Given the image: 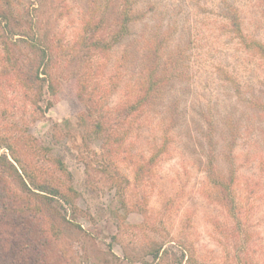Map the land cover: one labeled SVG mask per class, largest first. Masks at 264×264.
<instances>
[{"label": "rangeland", "instance_id": "obj_1", "mask_svg": "<svg viewBox=\"0 0 264 264\" xmlns=\"http://www.w3.org/2000/svg\"><path fill=\"white\" fill-rule=\"evenodd\" d=\"M132 1L115 43L122 0H0V157L81 230L18 217L46 264H264V0Z\"/></svg>", "mask_w": 264, "mask_h": 264}, {"label": "trees", "instance_id": "obj_2", "mask_svg": "<svg viewBox=\"0 0 264 264\" xmlns=\"http://www.w3.org/2000/svg\"><path fill=\"white\" fill-rule=\"evenodd\" d=\"M111 1V0H110ZM117 1L113 2V5L116 6ZM133 1L132 0H122L121 6H123L124 13H123V22L122 27L120 31H118L115 35H113V41L116 43L121 38V34L127 33L128 31V24H130L133 21L132 18V7ZM2 15H0V18ZM234 26L236 29H240L239 24L234 21ZM90 22L85 24L86 31L90 28ZM89 27V28H88ZM97 29V27L95 28ZM11 43L9 42H3L2 47L3 50L7 53V58L11 60L10 54H11ZM256 49L259 50V52L262 54L261 56L264 58V46L261 43H255L253 44ZM95 47H101V42H96L94 45ZM31 52L33 51L34 54L37 55L38 59L40 60L41 53L40 49H38L35 45H30ZM250 47V44L248 45V48ZM6 58V59H7ZM11 62V61H9ZM35 66H32L34 68ZM39 67L38 65L36 69V78L38 79V73H39ZM160 81V82H159ZM161 80L157 79V90L158 86H162ZM152 91H148L142 99L139 101V104L144 105L148 100H150V97L152 96ZM150 102V101H149ZM89 108V107H88ZM90 109V108H89ZM96 129L98 131V134L102 132V126L99 123L95 124ZM9 150L12 152V147L8 145ZM161 151H159L160 153ZM159 153L157 156H159ZM11 159L14 161L11 162L9 160L8 155H1L0 157V170L1 174H6L12 178H15L20 183V188L23 193L26 194L25 197H18L16 193L10 192L9 190H3L0 187V264H46V257L47 254L44 251V247L47 245V239H43L46 235L45 233V218L46 214H49L50 216H53L59 219L60 224L58 228H54V226H50L51 232L53 234L55 233L56 236L60 234V228L64 226L65 229L70 228H78L75 226L71 221L67 220L65 215L61 216V212H59L62 207L59 206V208H56L53 206V202L55 201V195L57 194L54 192L53 189H48L45 185L34 183L33 181H29V183H26L29 179L28 175L22 166L20 160L18 157H16L14 154L10 155ZM214 158H211L209 161V168L208 172L209 174H212V170L214 169ZM23 172L22 174L19 173V169ZM30 178V177H29ZM234 175L233 173L230 174V178L228 181L223 183L216 182L217 185H219L223 189H228L229 185L233 182ZM2 181V180H1ZM32 187H34L32 189ZM37 191L38 193H36ZM74 191V190H73ZM72 188L70 192H73ZM42 193H46L49 195H42ZM29 195L36 196L40 202V204H33L31 202V199H29ZM54 196V197H51ZM11 199L19 200L22 203V206L24 208L17 209L13 203L11 202ZM67 200V199H66ZM69 205H71L72 201H66ZM19 210H22V212L30 213L31 216L30 219L37 216H43L40 217V224L34 226L31 221L25 218L21 219V217H18L17 212ZM27 212V213H26ZM60 215V216H59ZM32 220V219H31ZM43 221V223L41 222ZM28 221V222H27ZM45 222V223H44ZM63 222V223H62ZM44 226V228H43ZM41 234V235H40ZM43 237V238H42ZM155 259L159 257L158 252L154 255Z\"/></svg>", "mask_w": 264, "mask_h": 264}]
</instances>
